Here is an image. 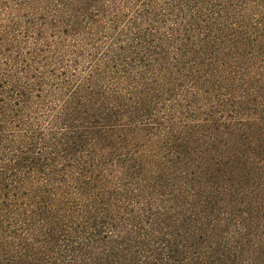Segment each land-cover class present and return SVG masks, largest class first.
I'll return each instance as SVG.
<instances>
[{
	"label": "trees",
	"instance_id": "16d2710c",
	"mask_svg": "<svg viewBox=\"0 0 264 264\" xmlns=\"http://www.w3.org/2000/svg\"><path fill=\"white\" fill-rule=\"evenodd\" d=\"M0 264H264V0H0Z\"/></svg>",
	"mask_w": 264,
	"mask_h": 264
}]
</instances>
